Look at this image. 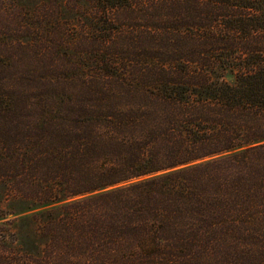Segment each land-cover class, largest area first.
Segmentation results:
<instances>
[{
    "label": "trees",
    "instance_id": "obj_1",
    "mask_svg": "<svg viewBox=\"0 0 264 264\" xmlns=\"http://www.w3.org/2000/svg\"><path fill=\"white\" fill-rule=\"evenodd\" d=\"M0 264H264V0H0Z\"/></svg>",
    "mask_w": 264,
    "mask_h": 264
}]
</instances>
